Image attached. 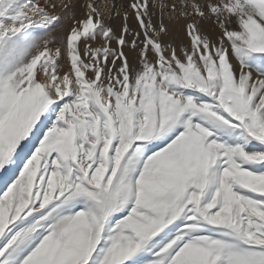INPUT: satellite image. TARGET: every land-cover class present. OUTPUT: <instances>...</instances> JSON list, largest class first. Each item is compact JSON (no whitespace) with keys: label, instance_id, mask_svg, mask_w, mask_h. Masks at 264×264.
Segmentation results:
<instances>
[{"label":"snow or ice","instance_id":"1","mask_svg":"<svg viewBox=\"0 0 264 264\" xmlns=\"http://www.w3.org/2000/svg\"><path fill=\"white\" fill-rule=\"evenodd\" d=\"M0 264H264V0H0Z\"/></svg>","mask_w":264,"mask_h":264},{"label":"rangeland","instance_id":"2","mask_svg":"<svg viewBox=\"0 0 264 264\" xmlns=\"http://www.w3.org/2000/svg\"><path fill=\"white\" fill-rule=\"evenodd\" d=\"M97 3H99V4H104V3H107V0H97Z\"/></svg>","mask_w":264,"mask_h":264},{"label":"bare ground","instance_id":"3","mask_svg":"<svg viewBox=\"0 0 264 264\" xmlns=\"http://www.w3.org/2000/svg\"><path fill=\"white\" fill-rule=\"evenodd\" d=\"M102 5V4H101ZM117 23H119V21H117Z\"/></svg>","mask_w":264,"mask_h":264}]
</instances>
